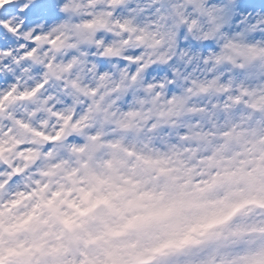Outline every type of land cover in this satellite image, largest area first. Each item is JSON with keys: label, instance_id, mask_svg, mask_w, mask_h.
I'll return each instance as SVG.
<instances>
[{"label": "clouds", "instance_id": "1", "mask_svg": "<svg viewBox=\"0 0 264 264\" xmlns=\"http://www.w3.org/2000/svg\"><path fill=\"white\" fill-rule=\"evenodd\" d=\"M0 264H264V0H0Z\"/></svg>", "mask_w": 264, "mask_h": 264}]
</instances>
